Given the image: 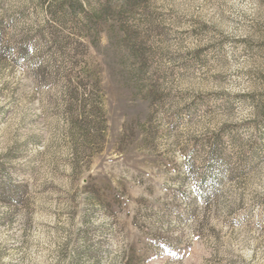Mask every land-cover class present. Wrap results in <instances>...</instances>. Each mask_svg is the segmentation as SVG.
<instances>
[{
  "label": "rangeland",
  "instance_id": "1",
  "mask_svg": "<svg viewBox=\"0 0 264 264\" xmlns=\"http://www.w3.org/2000/svg\"><path fill=\"white\" fill-rule=\"evenodd\" d=\"M79 1L0 0V264H264V0Z\"/></svg>",
  "mask_w": 264,
  "mask_h": 264
},
{
  "label": "trees",
  "instance_id": "2",
  "mask_svg": "<svg viewBox=\"0 0 264 264\" xmlns=\"http://www.w3.org/2000/svg\"><path fill=\"white\" fill-rule=\"evenodd\" d=\"M90 2V0H88ZM132 2L133 0H124V4L123 6L126 8V7H130L132 6ZM105 5V4H104ZM66 6L64 4L61 5L60 9H63L65 8ZM82 7V3L79 1V0H69V7L70 10H76L78 8H81ZM52 18L53 20H56V15L54 14L55 12H52ZM57 13V12H56ZM106 13V8H103V9H100V10H97L94 14H92V16H90L87 20V30H90V27L88 25H90L91 21L94 20V21H98L104 14Z\"/></svg>",
  "mask_w": 264,
  "mask_h": 264
}]
</instances>
